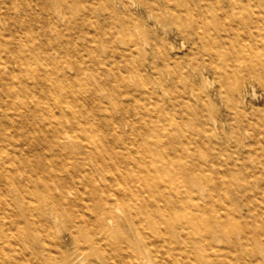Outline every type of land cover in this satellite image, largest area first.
Instances as JSON below:
<instances>
[{
    "label": "bare ground",
    "instance_id": "1",
    "mask_svg": "<svg viewBox=\"0 0 264 264\" xmlns=\"http://www.w3.org/2000/svg\"><path fill=\"white\" fill-rule=\"evenodd\" d=\"M106 4L110 17L115 1ZM21 21L13 19L12 29ZM126 21L121 27L91 24L110 46L104 57L93 46L78 47L73 57L56 54L34 42L29 26L30 33L15 36L0 55V264H185L192 254L214 263L239 259L235 253L185 252V178H193L183 125L174 120L165 138L153 129L137 131L121 105L118 117L106 115L114 132L104 129L96 93L138 85L124 62L125 49L115 45ZM44 62L54 63V71L28 69ZM167 71H173L169 65ZM73 78L84 85L87 103L68 94L27 105V93L40 88L56 94L63 89L56 81ZM121 123L131 126L129 133ZM207 193V202L189 200L188 218L224 223L210 188ZM255 197L254 206H263L264 185Z\"/></svg>",
    "mask_w": 264,
    "mask_h": 264
},
{
    "label": "rangeland",
    "instance_id": "2",
    "mask_svg": "<svg viewBox=\"0 0 264 264\" xmlns=\"http://www.w3.org/2000/svg\"><path fill=\"white\" fill-rule=\"evenodd\" d=\"M107 1L0 0V55L31 27L34 42L56 48V54L73 57L78 47L93 46L104 57L110 46L101 28L91 24L121 27L126 18L115 45L125 49L124 62L138 85L128 92L96 93L104 129L114 132L106 115L118 117L121 105L134 117L137 131L153 129L165 138L174 120L183 125L193 178H185V252L239 256L214 263L192 254L185 264H264V204L254 206L264 185V0H114L116 13L110 17ZM18 18L23 21L12 29ZM54 65L31 63L28 69L53 72ZM56 82L62 83L61 91L34 89L25 96L27 105L34 108L35 100L52 102L68 94L88 102L77 79ZM120 128L131 130L127 123ZM207 187L224 223L211 216L203 222L189 219V200L207 202ZM173 230L169 227L170 234Z\"/></svg>",
    "mask_w": 264,
    "mask_h": 264
}]
</instances>
